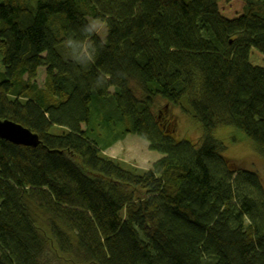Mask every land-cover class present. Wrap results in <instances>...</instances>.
<instances>
[{
    "label": "trees",
    "instance_id": "16d2710c",
    "mask_svg": "<svg viewBox=\"0 0 264 264\" xmlns=\"http://www.w3.org/2000/svg\"><path fill=\"white\" fill-rule=\"evenodd\" d=\"M220 1L0 0V118L40 139L0 138V264H264L262 178L213 137L264 155V0L232 19ZM174 108L200 141L173 137ZM106 113L162 157L105 155Z\"/></svg>",
    "mask_w": 264,
    "mask_h": 264
},
{
    "label": "rangeland",
    "instance_id": "374dc122",
    "mask_svg": "<svg viewBox=\"0 0 264 264\" xmlns=\"http://www.w3.org/2000/svg\"><path fill=\"white\" fill-rule=\"evenodd\" d=\"M219 7L222 15L229 19H232L238 17L241 14L243 3L240 0H221L219 3ZM94 26L100 33V35H104L105 28L102 23H96ZM37 31H39L41 35V30L39 28H34L31 35L32 38L37 41L39 45H41L39 33ZM90 47L91 43H88L84 52H89L88 49ZM250 61L253 65L264 67V55L260 54L256 50L251 51ZM44 76L45 69L40 68L39 80L42 81L41 78H43ZM134 89L137 94L140 95L139 89L137 87H134ZM108 104H110V106L113 108L115 107L113 102L110 103L109 100L105 101V104L101 106L105 110L107 109ZM165 104L166 102L161 99L156 100V107H161ZM170 109H172L171 106ZM114 110H116V107L114 108ZM174 110L180 109L174 108L173 111ZM174 112L176 113L178 111ZM177 115H179L180 117V122L176 130L178 131V133H175L173 137H175L176 140H188L193 143L200 141V138L204 133L201 125L193 118L190 119L188 115H186V117H188L192 125H186L184 123L185 117L183 116V114L178 113ZM93 123L94 125L99 127H103L104 125L106 129L109 127L111 131V135L107 134L104 137L105 141H111V146L104 152V154L109 157L123 160L125 163L130 164L131 166L140 170L150 169L152 163L162 157L161 153L150 150L149 143L138 135L127 134L125 136H122V132L125 127L124 124H120L118 119L112 117L108 113L95 121L93 120ZM106 129H104L103 127L99 130L100 132L104 133L106 132L104 131ZM226 130H228L229 132ZM185 131L186 134H183ZM216 131L213 132V137L221 141L226 147L224 155L239 164V170L242 169L257 172L264 183V155L255 147V144L250 139H248L240 130L233 126H223L218 128ZM53 132L59 133V130L55 127L53 129ZM179 132H181L182 135H180ZM117 138L118 141H116ZM113 139H115L116 143L112 142L114 141Z\"/></svg>",
    "mask_w": 264,
    "mask_h": 264
},
{
    "label": "water",
    "instance_id": "95a60500",
    "mask_svg": "<svg viewBox=\"0 0 264 264\" xmlns=\"http://www.w3.org/2000/svg\"><path fill=\"white\" fill-rule=\"evenodd\" d=\"M0 138L13 144L36 147L40 143L39 136L19 123L0 118Z\"/></svg>",
    "mask_w": 264,
    "mask_h": 264
}]
</instances>
